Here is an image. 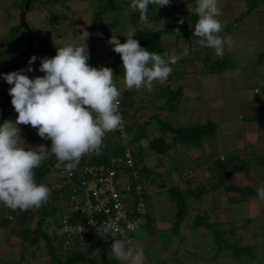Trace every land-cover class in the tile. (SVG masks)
I'll list each match as a JSON object with an SVG mask.
<instances>
[{
    "label": "trees",
    "instance_id": "1",
    "mask_svg": "<svg viewBox=\"0 0 264 264\" xmlns=\"http://www.w3.org/2000/svg\"><path fill=\"white\" fill-rule=\"evenodd\" d=\"M25 1L26 0H12V9L19 11ZM91 1L94 2V5L91 4ZM179 1L180 5L178 7L175 6L173 0H170L168 6L149 5V18L155 21H162V25L156 29H148L140 19V13L130 10L129 6L131 0H29L25 9V21L30 29L29 46L23 53L27 41V31L21 24L19 18H17L15 24L9 28L7 37L0 40V69H3L2 74L24 70L22 74L27 75L30 79L44 75V73L38 70L41 63L40 56L48 55L53 58L56 55L57 48L66 45L52 44L44 35L43 29L41 30V28L50 26L49 33L53 34L52 38H62L61 33H59L60 27L57 25L60 21L55 20L53 22L52 18L54 15H47L45 19H40L38 21L39 26L35 27L30 19H27V15L31 16L32 14H38L40 16L48 11H50V13L56 12V9H60L59 12L61 15L66 16L67 25L73 34H82V30H88L87 28H77L74 24H79L78 20L86 19L87 24L93 23L92 17L95 15L93 13L94 11L98 15L97 18L94 19V23L101 25L98 32L99 30L100 32L104 31V28L109 29L117 27L119 21H123L126 25H130L129 31H135V36L133 38L139 41L141 47L151 52H156L158 54L167 52L171 55L169 42H172L174 48L178 49V51H181V47H185V43L187 49L192 52V54L194 53V57L198 58V61H202V67H200V69L204 71L203 73H218L233 66L227 54L224 53L222 57H217L214 55L215 50L213 53L212 50L201 47L195 43L198 39L193 36L194 26L198 20V16L193 11L196 7V0ZM263 2L264 0H245V8L236 16L224 19V24L236 28L244 21L245 16L249 13L256 10L258 12V7H260ZM163 7H165L166 10L159 13L158 9ZM80 8L82 13L78 11ZM85 8L86 10H90V14H86ZM181 21H183V23H181ZM177 29H179V33L176 32ZM21 30H23V33ZM126 34L127 32L121 33L116 37L121 43H124L126 42ZM110 38V36L106 37L105 40L107 50L103 56L104 58L99 60L93 55L89 57L88 63L89 66L97 69L102 67H110L113 69L114 83L121 92L119 111L123 118V126L121 130L106 134L103 140V145L105 146L101 148L100 154L91 155L88 153L84 155L77 167L71 171H65L63 166L57 168V159L49 152V158L44 160L41 165L34 170L36 182L38 184L43 183L51 189L48 202L42 205L40 209L12 211L3 204H0V226L5 229L7 234H5L6 236H4L1 241L4 242L3 244L7 243L6 246H8V248L14 245H20L21 248L17 261L35 256L42 242L51 264H121V261L102 249L101 242L96 236L78 234L73 236V243L71 246H66L65 248L62 246L65 235L62 234L60 229L63 223L67 222L73 225L82 219L81 214L73 210L71 211L70 208L74 201H71L70 198L73 194L75 198H81L82 190L77 188V186L79 183L78 177L83 167L87 164L110 165L112 164L110 162L111 157H121V159L118 160V165L114 164L115 168L122 167L126 169L128 173L136 169L138 174L149 179L150 185H156L162 188L164 185H161L159 181L155 182V179L149 178L151 168L142 165L143 155L152 152L160 159H166L177 149L187 151L188 149L200 146L202 140L207 142V138H213L215 135L218 123H216L212 117L207 116L201 123H198L196 118L192 122L187 120L183 121V119H181L184 105V103H182V98L184 96L183 89L185 86L184 79H187L184 73L186 68L185 63L187 61L186 58L180 59L175 65H170L173 71L168 80L163 84L158 82L155 83L151 95H148V99L142 101L141 99H136V96L142 93L139 90L128 89L127 87L122 89L119 86V82L124 80L123 62L121 56L113 51L114 45L107 43ZM201 51L202 54L204 53L203 55H199ZM32 56L37 57V59L29 65L28 61ZM28 67H32L33 71L28 72ZM171 82H175L176 85H171ZM262 86L263 90L259 98H257L258 101L261 100V102L259 101L260 107L258 108L255 106V111L253 110L248 116V121L250 122H260L262 119L259 112L260 108L262 112L264 111V84H262ZM11 87L12 85H9L1 75L0 114L3 109L4 116L0 121V125L5 121L15 123L18 116V113L15 112L11 104V96L9 95V89ZM143 93L145 94V92ZM136 101L140 104H136ZM145 111H151V113L142 119L141 114ZM256 111L259 112L258 115H255ZM152 120L156 121V126L153 128L151 126ZM17 126L21 129V138L23 140L21 146L25 148H35L39 145H45L50 148L51 142L40 138L38 132L32 130L33 127L30 129V125ZM123 133L125 137L121 136ZM240 147L242 148V144L235 149ZM261 147V149H263L261 151L262 153H258L260 149L251 146L250 155L253 156L257 154L260 156L257 164L264 165V145ZM230 150L233 151L234 148ZM125 151L129 152L132 160V165L130 167H127L125 163ZM225 157L226 156L223 154L222 158L218 157L219 159L217 157V159H207L212 163L210 166V177L212 174H216L215 177L217 178V182H214L211 181L210 177H207L210 181V186H213V184H216V186L217 184L218 186L227 185L226 178L231 175L234 170L242 168L241 164L245 163V158L239 157L238 155H236L237 159L235 158V160L233 159L231 161ZM202 158V156H196L193 160L199 163V159ZM226 162H228L229 167H227ZM231 163L236 164V166L230 168ZM213 166L214 173L212 171ZM194 178V175L190 172L185 175L184 181L189 184L195 182ZM177 186L178 185H171L166 188V190H168L169 200H172L173 204H175L174 211L176 219H174L172 224L175 229L178 228L183 216L187 212L184 195L185 193L189 194L193 191L190 189L189 191L185 190L183 192L180 191ZM194 190L196 191L193 192L194 195L200 196L205 189L203 184H198L195 186ZM251 192H253L252 189ZM149 222L150 215L148 216V223ZM194 222L195 226L204 225L206 227H212L211 223L207 221L205 214L202 216L197 214ZM48 225L53 227L51 232L46 230ZM58 233L59 236L56 240L55 236L58 235ZM216 242L215 239L213 243L218 246L216 249L219 252L221 249L225 248L224 245L221 244V241L218 240V242ZM28 247H33V249L29 250ZM175 263L176 261L173 264ZM0 264H3L1 258Z\"/></svg>",
    "mask_w": 264,
    "mask_h": 264
},
{
    "label": "clouds",
    "instance_id": "2",
    "mask_svg": "<svg viewBox=\"0 0 264 264\" xmlns=\"http://www.w3.org/2000/svg\"><path fill=\"white\" fill-rule=\"evenodd\" d=\"M169 4L170 0H131L129 7L131 11H138L140 19L147 22L149 5ZM193 11L198 16L193 31V36L198 38L195 43L214 49L215 55L222 57L225 44L231 45L233 41L219 35L224 28L218 19L223 14L219 0H196ZM176 32L179 33V29ZM90 35L82 30L80 45L68 44L57 48L53 58H42L38 70L44 73L43 76L30 79L22 74L24 70L0 74L12 85L9 95L18 113L15 123L5 121L0 125V204L12 211L38 210L48 202L51 189L36 182L34 170L49 158V152L56 157L57 168L63 166L65 171H71L84 155L100 154L106 134L121 130L123 126L119 111L121 92L114 83L113 69L89 66L86 41ZM134 36V30L127 32L126 42L121 43L112 35L107 43L114 45L113 51L121 56L126 87L146 88L151 92L155 83L163 84L168 80L173 71L170 65L186 56L188 49L180 54H158L141 47ZM36 59L30 57L29 65ZM27 71H33L32 67ZM256 91L259 93V89ZM17 125L37 129L40 138L51 142L50 148L45 145L35 148L21 146V129ZM141 176L139 174V180L147 189L148 215L146 224L139 228H146L148 216L151 217L150 196L147 195L150 191L153 193L154 185L144 182ZM167 187L164 185L159 189L168 194ZM257 195L260 201H264V187L257 189ZM89 223L94 224V221ZM95 228L99 236L113 239L110 247H104L102 243L101 247L122 264H145L143 248L128 246L133 243L131 233L135 230L129 233L127 240L125 229L115 222H105ZM118 233L124 238L116 239Z\"/></svg>",
    "mask_w": 264,
    "mask_h": 264
},
{
    "label": "rangeland",
    "instance_id": "3",
    "mask_svg": "<svg viewBox=\"0 0 264 264\" xmlns=\"http://www.w3.org/2000/svg\"><path fill=\"white\" fill-rule=\"evenodd\" d=\"M11 1L12 0H0V40L7 37L9 28L15 24L18 18L19 11L12 9ZM173 3L176 7L180 5L179 0H173ZM91 4L94 5V2L91 1ZM219 7L221 8L223 14L219 16L218 19L224 25L223 31L219 35L225 38H231L233 41L231 45L226 43L224 47V53L230 57L233 66L218 73H203L204 71L200 69V67H202V61H198V58L194 57V53L192 54V52L188 50V54L183 56V58H186L187 60L185 63L186 68L184 72L187 79H184V96L182 98V103H184V105L183 116L181 118L183 121L187 120L189 122H192L196 118V121L201 123L208 116L212 117L216 123H218L215 135L212 138V141L214 142L213 144L215 145L214 149L218 154V157H220V153L222 152L228 156V153L231 151L230 149L234 148V150L231 152H235V148L241 144V138L243 135H245L244 126L247 122H250L248 121V116L245 117L241 112V107L250 103L252 106V112L255 109V106L259 108L261 100H259V102L257 98H259V95L263 90L262 84H264V2L260 5V7H258L260 9H258V12L256 10L249 13L247 16H245L244 21L236 28H232L230 25L226 26L224 24V19L236 16L241 10H243L245 8V0H219ZM59 10L56 9V12L52 13L48 11L40 16L38 14H32L31 16L27 15V19H30L35 27H38V21L40 19H45L47 15H54V19L52 18V21H60V23L57 25L60 27L59 33H61L62 38H52L53 34L49 33L50 26H46L41 28V30L43 29L44 35L47 37V39L55 45H80L82 42L79 39V35L81 34H73V32L70 31L67 25L68 22L66 20V16L61 15ZM87 10L85 8L86 14H90V10ZM158 10L160 13L165 11L166 8L163 7L161 9L159 8ZM78 11L82 13L81 8ZM93 13L95 14H92L93 23L91 22V24H87V19L78 20L79 24H74V26L77 28L80 27L82 29H88L87 31L91 34L86 41L87 48L89 50V57L95 55V58L100 60L104 58L103 56L107 50L105 41L106 37H112V35L118 36L121 33L128 32L130 25H126V23L123 21H119L117 27L109 29L103 27L104 31H101V33L100 30L98 32V29L101 27V25L94 23V19H96L98 15L94 11ZM160 25H162V21L151 20L149 15L147 22H144V26H146L148 29H156ZM21 31L23 33V30ZM98 34H102V36ZM184 46L185 47L180 48L181 51H178V49L174 48V44L169 42L171 54L173 52L176 54L182 53L183 50L187 48L185 43ZM207 49L212 50L214 53V49ZM202 51L199 55L204 54H202ZM44 57L51 58L48 55H41L40 59ZM171 85H176V83L171 82ZM119 86L122 89L126 87L124 80L119 82ZM257 89L260 90L259 93H257ZM153 90L149 92L146 88L139 89V91L142 93H139L136 96V99H141L142 101L148 99V95H151ZM143 92H145V94ZM136 104L140 103L136 101ZM259 112L262 118L261 121L250 122L253 126L257 127V134L259 131L260 133H264V111L262 112L260 108ZM259 112L256 111L255 115H258ZM150 113L151 111L143 112V114H141V118L144 119ZM155 122V120H152V128L156 126ZM29 128L31 129V126H29ZM32 130L37 131L35 128H32ZM172 155L166 159H160L152 152L144 154L142 157V165L151 168L149 178L155 179V182L159 181L161 185L169 186L175 182L172 181L173 179L177 181L179 180L178 177L180 175L184 177L183 175L185 173L187 174L188 169L186 167V162H188V159H191L192 155L183 149H177ZM205 161V159H199V163L198 161L195 163L196 168H194L197 169V175H199V177L195 179V182L189 183L191 188H195V186L198 184H203V187L210 185V181L207 178L210 177V175H208L207 172L211 169L201 170V168H205ZM129 174H131V171ZM200 175L202 176L200 177ZM215 175L216 174H212L210 179L211 181L217 182ZM141 177L144 182H149V179L146 177ZM170 177L173 179L170 180ZM182 181H184L183 178ZM158 189L159 187L154 185L153 193L150 191L147 195L150 196V208L152 203H156L153 206V209H155V206L160 208L162 207V203L165 202V211L167 214H169L168 218L170 219L172 216V218L174 217V219H176L175 211L173 212L175 204L173 205L169 203V197L165 190ZM201 196H203L202 193L200 196L195 195V199H197V205H199L198 207L201 206ZM193 205L194 203L192 202L191 206ZM169 207H171V213L168 212ZM246 209H249V207L246 206ZM220 217L225 220L224 222L227 221V219H224L223 212ZM229 217L230 218H228L227 221L228 224L223 223L221 226L216 227L217 231H215V233L217 235L214 237V240L216 239L217 242L218 240L221 241V244L225 247V251L228 250L226 259L223 261V253L216 249V247H218L216 244H214L210 239L205 238L206 234L204 236L198 237L196 246L203 245V249H199L197 247V251L201 250V252H207V255H211L213 257L211 258L212 264H264V225L259 222L253 224V218L250 217L249 211L248 213L246 212L245 217H239V219H237L235 218V214L231 216L230 210ZM185 218H187L186 214L183 216V220L180 222L181 231L178 235L174 234L171 237L169 235L167 239H163V237L167 235L165 230H160V234H155L154 232L153 236H150V233L145 234V228H139L133 231L131 235H141V238L138 240L136 239L132 244L135 245V247L143 248L145 257L147 255H156L152 258V260L158 264H169V260L177 261V258H173V255L175 254V247H188V242L190 241L187 238L183 239V237L180 236L182 235L183 231L187 234L186 226H182V224H185ZM242 218L244 219L242 220ZM52 229L53 227L48 225L46 230L51 232ZM5 234V229L0 226V245L2 244L0 246V255H2L0 258L2 259L3 264H51L49 261V256L42 242L39 246V249L36 251L37 254L35 256H30L28 259L17 261L21 247L18 244L8 248V246H6L7 243L3 244L4 242H2L1 239L7 235ZM190 235L196 238L194 233ZM58 236L59 233L55 236L56 240ZM169 239L172 240V245L174 246H172L170 249H167L166 253V250L164 249L168 246ZM207 246L208 248H206ZM28 248L29 250L33 249V247ZM2 250H6V252L3 253L4 251Z\"/></svg>",
    "mask_w": 264,
    "mask_h": 264
},
{
    "label": "crops",
    "instance_id": "4",
    "mask_svg": "<svg viewBox=\"0 0 264 264\" xmlns=\"http://www.w3.org/2000/svg\"><path fill=\"white\" fill-rule=\"evenodd\" d=\"M251 108L252 106L250 105V103L241 107V112L245 117L249 116L252 113ZM244 127H245V135H243V137L241 138L242 148L240 147L236 149L235 152H231L232 151L231 150L228 153V156L227 154H224V152L220 153V154H224L230 161L233 159L235 160V158L237 159L236 155L245 158V163L241 164L242 168L234 170V172L226 178L227 185L225 184L223 186L221 185L218 186L217 184L216 186V184H213V186L209 185L208 188L205 187L204 188L205 193L203 192L202 194L203 196H201V206H200L201 209L200 207H198L199 205H197V201H196L197 199H195L194 193H189V194L185 193L184 201H185V208L187 210L186 212L187 218L184 219L185 224H182V226L184 225L186 226L187 234L182 230L183 233L180 236L183 237V239L187 238L188 240H190L188 242L189 246L184 248H180L179 246H176L175 254L173 255V258L174 257L177 258V261L169 260V264H173L175 261H176L175 264L177 263L178 264H193V263L212 264L211 258L213 257L211 255H207L206 254L207 252L204 253L201 252V250L197 251L198 250L197 247L199 249H203V245L196 246V243L198 242L197 241L198 237L204 236L205 234H206L205 238H208L213 242L215 237V231H217L216 227L221 226L223 223L228 224L227 221L228 218H230L229 217L230 210H231V216L235 214L236 215L235 218L237 219H239V217H245L246 212L248 213L249 211L250 217L253 218L252 220L253 224L259 222L262 223V225H264V201H260L257 195V189L260 187H264V165L257 164V161L259 160L260 156H258L257 154L253 155L255 157L250 155L251 146L258 147L260 149L258 153H260L263 150L261 149L262 148L261 146L264 145V133L262 132L260 133L259 131L257 134V127L253 126L252 123L250 122H247ZM213 143L214 142L212 141V138H207V142L205 140H202V144L200 146L187 150V152H189V154L192 155L191 159H188V162H186V167L188 168L187 173L192 172V174L195 177L194 179H197V177H199V175H197V169H195L196 168L195 163L197 162L193 160L194 157L202 156L203 157L202 159L206 160L205 168L203 169L201 168V170H210V166L212 163L207 160L208 158L209 159L218 158V154L214 149L215 145ZM226 163H227V167H229L228 162ZM230 166H231L230 168H233L234 166H236V164L231 163ZM213 169L214 166L212 170ZM207 173H209L210 175L211 171H208ZM185 174L183 175L184 177L180 175L178 177L179 180L177 181L172 177H170L171 178L170 180L173 179L172 181H175L171 185H178L177 187L179 188V190L183 192L185 190L189 191L190 189L193 190L192 192H196L194 191L195 188H191V186L187 184V182L182 181V178L183 180L185 178ZM201 176L202 175H200V177ZM251 189L253 190V192H251ZM192 202L194 203L193 206H191ZM169 203L173 204L172 200H169ZM155 204L152 203L151 205L150 222L149 225L145 228L146 231L145 234L150 233L151 234L150 236H153L154 232L155 234H160V230H165L167 235L164 236L163 239H167L169 235L170 237L173 236L174 234L178 235L181 231V223L179 224L178 228L175 229L172 226L174 217L172 218L171 216L170 219L168 218L169 214H167V212L165 211V202L162 203L161 205L162 207L158 208L155 206V209H153V206ZM246 206H248L249 209H246ZM170 208L171 207L168 208V212H170ZM222 212L224 215V219H227L226 222H224L225 220H223L222 217H220ZM197 214L201 216L205 214V216L207 217V221L211 223L212 227H206L204 225L195 226L194 220ZM243 219L244 218H242V220ZM192 233L196 235V238L190 235ZM140 238L141 235L139 236L132 235L133 242L136 239L138 240ZM128 246H135V245L130 243V245ZM172 246H174L172 245V240L169 239L168 246L164 249L166 250V253H167V249H170ZM206 248H208V246ZM5 252L6 250L3 253ZM221 252L223 253L222 259L224 261V259H226L228 250L225 251V249L223 248L221 249ZM155 256L156 255L153 256L147 255L145 263L158 264L152 260V258Z\"/></svg>",
    "mask_w": 264,
    "mask_h": 264
},
{
    "label": "built area",
    "instance_id": "5",
    "mask_svg": "<svg viewBox=\"0 0 264 264\" xmlns=\"http://www.w3.org/2000/svg\"><path fill=\"white\" fill-rule=\"evenodd\" d=\"M121 136L125 137V134ZM124 156L126 166L130 167L132 160L129 152L125 151ZM120 159L121 157L111 158L110 165L89 164L83 167L77 186L82 190L81 198H75L74 194L70 198L74 201L71 211L81 214L83 220L73 225L63 223L60 229L65 235L63 247L71 246L73 236L81 234L98 237L102 245L108 248L114 242L113 239L110 236H99L95 227L105 222H115L125 229L128 240L130 232L146 224L147 189L140 182L136 169L129 174L122 167H114V164L118 165ZM89 221H94V224ZM117 235L116 239L124 238L119 233Z\"/></svg>",
    "mask_w": 264,
    "mask_h": 264
},
{
    "label": "water",
    "instance_id": "6",
    "mask_svg": "<svg viewBox=\"0 0 264 264\" xmlns=\"http://www.w3.org/2000/svg\"><path fill=\"white\" fill-rule=\"evenodd\" d=\"M28 1L29 0H26L25 3L23 4V6L20 8L19 10V13H18V18L21 22V24L23 25V27H25L26 31H27V41H26V44H25V47L23 49V53L26 51V49L28 48L29 46V42H30V29L29 27L27 26L26 24V21H25V9L28 5ZM3 72V69H0V74H2ZM1 76V75H0ZM2 107H3V104H2ZM3 116H4V112H3V109L1 110V114H0V121L3 119Z\"/></svg>",
    "mask_w": 264,
    "mask_h": 264
}]
</instances>
